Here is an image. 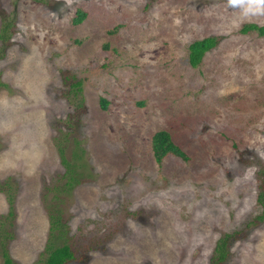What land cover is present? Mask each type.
I'll use <instances>...</instances> for the list:
<instances>
[{"label": "rangeland", "instance_id": "rangeland-1", "mask_svg": "<svg viewBox=\"0 0 264 264\" xmlns=\"http://www.w3.org/2000/svg\"><path fill=\"white\" fill-rule=\"evenodd\" d=\"M248 24L264 0H0V264L4 246L45 264L50 241L69 264H213L228 235L224 264H264V37ZM159 131L187 161L157 163Z\"/></svg>", "mask_w": 264, "mask_h": 264}, {"label": "trees", "instance_id": "trees-1", "mask_svg": "<svg viewBox=\"0 0 264 264\" xmlns=\"http://www.w3.org/2000/svg\"><path fill=\"white\" fill-rule=\"evenodd\" d=\"M80 13L79 18H77L75 21L80 23L85 18V13ZM9 27L7 26L4 30L5 34L7 32V35H5L4 39H7L11 37L10 33H8ZM241 33L244 35L251 34V33H258L259 36L264 37V26H259L257 24H248L244 26L241 29ZM219 45V39L216 37H210L205 38L203 40L195 41L189 46V63L193 68H198L202 63L207 53L211 52L213 49H215ZM82 85L81 82L75 83L73 87H77L80 89V86ZM103 105H105L106 101L102 100ZM152 151L154 153V157L157 161V163H162V161L168 157V156H175L178 158H182L183 160L187 161L188 156L184 153V151L174 143L172 140V136L167 131H159L157 132L153 138H152ZM63 163L66 165L68 172L66 173V179L67 183H69L70 186L73 185L75 180V171L71 163L67 162L64 158V153L61 151ZM74 174V176H73ZM69 175V176H68ZM12 202V200H11ZM258 203L260 204L261 208L263 209L264 213V185L261 186V192L259 194ZM11 207V206H10ZM263 216L261 215L259 219L263 220ZM51 226L53 229L56 230L57 228H60V234L66 235L67 232L61 229V226L59 225V217L54 215L51 217ZM6 233V231L3 230L1 232V236H3ZM9 235V234H8ZM7 235L6 238L9 236ZM4 237V236H3ZM60 238H64V236H61ZM230 243V235L226 236L225 238L221 239L220 242L217 245L216 252L217 255L215 258L212 259L213 264H224L228 255H229V246ZM230 245V244H229ZM47 259L45 261V264H69L76 260V254L72 250L71 245H69L67 242H64L63 244L60 243V241H50L47 245ZM2 256L4 258L3 264H15L13 260L10 258L8 250L6 246H4V249L2 251Z\"/></svg>", "mask_w": 264, "mask_h": 264}]
</instances>
